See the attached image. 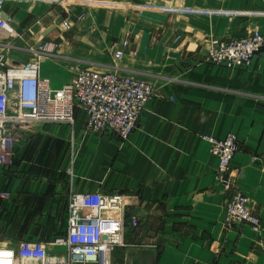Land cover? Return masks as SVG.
Segmentation results:
<instances>
[{
    "label": "crops",
    "instance_id": "0c3cea01",
    "mask_svg": "<svg viewBox=\"0 0 264 264\" xmlns=\"http://www.w3.org/2000/svg\"><path fill=\"white\" fill-rule=\"evenodd\" d=\"M140 5L160 12L131 17ZM78 14L70 30H59ZM2 17L14 33L0 32L8 66L54 44L39 60L50 88L76 69H115L148 81L154 96L124 142L86 130L77 108L72 125L18 126L12 163L0 168V248L39 241L62 253L52 242L66 234L70 195L99 192L121 194L126 224L137 219L107 264H264V43L242 69L203 57L212 38L258 29L264 42V0H4ZM123 37L129 46L115 60L110 45L120 48ZM228 133L240 144L230 162L233 187L248 198L259 234L223 223L217 159L201 136Z\"/></svg>",
    "mask_w": 264,
    "mask_h": 264
},
{
    "label": "built area",
    "instance_id": "2783aa9c",
    "mask_svg": "<svg viewBox=\"0 0 264 264\" xmlns=\"http://www.w3.org/2000/svg\"><path fill=\"white\" fill-rule=\"evenodd\" d=\"M3 4L4 0H0V32L13 36L10 20L2 17ZM82 17L83 14H78L64 18L59 30H70L73 21ZM263 43L258 29L240 38H212L205 43L203 57L212 64L242 69L250 65ZM128 44L124 38L119 42L120 48L116 47L117 43L110 45L115 60L123 57L122 50ZM53 49L54 44H41L33 50L35 57L19 66H8L5 53L0 52V168L12 163L18 126L31 122L72 125L77 108L85 113L86 130L109 131L124 142L154 96L148 81L115 69H76L69 82L52 89L48 80L38 76V71L41 57L52 55ZM132 54L136 55V51ZM201 138L217 159L215 182L226 195L223 223H245L259 234V218L251 212L248 198L233 187L230 162L240 150L237 138L231 133L221 139ZM67 206L66 234L52 242L62 253L51 255L42 242L22 241L17 247L0 248V264H107V253L122 244L125 228L137 226L135 217L130 219L129 226L126 224L125 200L121 194H71Z\"/></svg>",
    "mask_w": 264,
    "mask_h": 264
},
{
    "label": "rangeland",
    "instance_id": "374dc122",
    "mask_svg": "<svg viewBox=\"0 0 264 264\" xmlns=\"http://www.w3.org/2000/svg\"><path fill=\"white\" fill-rule=\"evenodd\" d=\"M116 7V9L115 10H121V13L122 12H124L125 10H123L125 7H123L122 9H121V7H118L117 8V6H115ZM117 12H119V11H117ZM128 12H132V14H131V17H136V16H139V17H142V15H143V13H153V14H156V13H159V12H157L156 11V8H155V6H153V7H148V8H142L141 7V5L139 6V7H137V8H133V9H131L130 11H128ZM163 12H165V11H163ZM167 12H170V11H167ZM135 14V15H134ZM128 15H129V13H128ZM130 30L132 31V30H136V28H134L133 26H131L130 27ZM133 32V31H132ZM129 35V34H128ZM124 38H128V37H123L122 39H124ZM120 40V39H119ZM118 40V41H119ZM118 41H114V42H118Z\"/></svg>",
    "mask_w": 264,
    "mask_h": 264
}]
</instances>
